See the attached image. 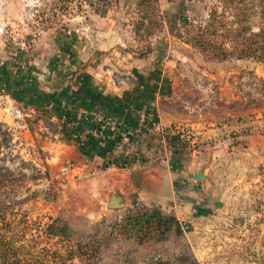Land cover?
<instances>
[{
  "label": "rangeland",
  "instance_id": "1",
  "mask_svg": "<svg viewBox=\"0 0 264 264\" xmlns=\"http://www.w3.org/2000/svg\"><path fill=\"white\" fill-rule=\"evenodd\" d=\"M49 2L0 0V217L29 224L60 219L76 244L95 247L93 258L71 264L139 263L132 249L142 237L150 252H161L151 264H264V61L221 60L179 36L185 20L200 23L222 11L220 0H157L160 28L151 36L144 34L149 20L139 0H110L105 16L73 5L53 23ZM244 24L254 32L264 26L254 10ZM95 62L120 83L133 70L151 76L156 98L164 97L178 119L171 126L183 129L173 130L181 150L203 159L208 151L221 153L217 159L226 165L219 169L228 176L216 199L232 200L230 220L179 224L159 241L152 228L145 234L128 224L142 207L109 209L107 196L73 181L77 167L53 149L62 137L55 138L60 127L45 96ZM191 123L215 134L201 138Z\"/></svg>",
  "mask_w": 264,
  "mask_h": 264
},
{
  "label": "crops",
  "instance_id": "2",
  "mask_svg": "<svg viewBox=\"0 0 264 264\" xmlns=\"http://www.w3.org/2000/svg\"><path fill=\"white\" fill-rule=\"evenodd\" d=\"M133 71L121 84L110 74L101 73L95 62L71 76L60 90L45 96L51 116L60 127V136L56 134L55 138L62 137V145L55 144L53 149L65 151L62 161L77 167L79 173L73 181L83 182L82 189L107 196L106 206L108 196L115 194L121 197L122 208H156L174 216L180 225L188 223L198 228L210 218L230 220L232 200L220 199L222 207L214 208L216 197L224 191L221 183L228 176L219 169L226 165L222 157L217 159L221 153L208 151L205 159L186 153L181 150L177 133L171 135L168 145L154 131L127 139L141 110L155 106L162 124L168 126L178 120L167 112L164 97L156 98L152 77ZM98 116L106 118L103 129L96 122ZM190 126L201 138L215 134L199 129L197 123ZM170 146L174 151L171 155L167 153ZM58 159L56 155L54 160ZM198 173L205 175L204 181L194 178ZM206 195L211 197L204 199ZM135 244L132 250L141 254L135 264H151L161 256V252H150L144 243Z\"/></svg>",
  "mask_w": 264,
  "mask_h": 264
},
{
  "label": "trees",
  "instance_id": "3",
  "mask_svg": "<svg viewBox=\"0 0 264 264\" xmlns=\"http://www.w3.org/2000/svg\"><path fill=\"white\" fill-rule=\"evenodd\" d=\"M220 2L222 11L214 9L205 21L197 23L185 20L179 36L202 53L221 60L236 57L264 61V26L254 32L249 25L244 24L253 10L264 22V0ZM73 5L80 10L83 6L90 7L96 14L105 16L111 2L52 0L46 5L51 10L49 22L62 21L65 15L71 13ZM138 5L143 19L149 20L144 34L151 36L160 28V21L155 15L157 0H139ZM229 17L234 20L231 21ZM2 207L0 210L4 209ZM34 224L8 218L6 214L0 217V264H71L77 258L94 257L95 247L76 244L71 229L60 219L50 218L46 224ZM128 224L141 227L145 234L149 232L148 228H152L160 235L159 241L168 239L173 228L179 230V222L174 216L166 215L156 208L142 207L128 217ZM141 239L143 244L144 237Z\"/></svg>",
  "mask_w": 264,
  "mask_h": 264
},
{
  "label": "built area",
  "instance_id": "4",
  "mask_svg": "<svg viewBox=\"0 0 264 264\" xmlns=\"http://www.w3.org/2000/svg\"><path fill=\"white\" fill-rule=\"evenodd\" d=\"M154 108L141 110L137 125L131 134L127 136L128 140H130L131 136L143 137L146 136V134H150L154 131L160 135L162 142L168 145V143H170L171 135L174 132L173 130L180 132L183 131V129L179 126H175V129H173V126L171 125L168 126L162 124L159 114L156 108ZM96 122L98 123L100 129H103V127L106 125V118L103 116H98ZM75 138L77 139L78 137ZM167 153L170 155L174 153L172 146L168 147Z\"/></svg>",
  "mask_w": 264,
  "mask_h": 264
},
{
  "label": "water",
  "instance_id": "5",
  "mask_svg": "<svg viewBox=\"0 0 264 264\" xmlns=\"http://www.w3.org/2000/svg\"><path fill=\"white\" fill-rule=\"evenodd\" d=\"M194 178L199 181H204L205 175L203 173H198L197 175L194 176ZM108 207L109 209H113V210L122 208L121 197H119L118 195H111L108 202ZM221 207H222V203L220 201L214 202V208L220 209Z\"/></svg>",
  "mask_w": 264,
  "mask_h": 264
}]
</instances>
